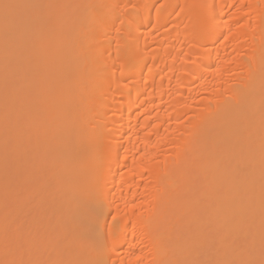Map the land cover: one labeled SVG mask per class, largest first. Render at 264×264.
Wrapping results in <instances>:
<instances>
[{
  "label": "bare ground",
  "instance_id": "obj_1",
  "mask_svg": "<svg viewBox=\"0 0 264 264\" xmlns=\"http://www.w3.org/2000/svg\"><path fill=\"white\" fill-rule=\"evenodd\" d=\"M4 3L0 264H264V0Z\"/></svg>",
  "mask_w": 264,
  "mask_h": 264
},
{
  "label": "snow or ice",
  "instance_id": "obj_2",
  "mask_svg": "<svg viewBox=\"0 0 264 264\" xmlns=\"http://www.w3.org/2000/svg\"><path fill=\"white\" fill-rule=\"evenodd\" d=\"M0 7H3L5 9L6 19H7V12L9 9L20 7V5H14L9 3H4L0 5Z\"/></svg>",
  "mask_w": 264,
  "mask_h": 264
},
{
  "label": "rangeland",
  "instance_id": "obj_3",
  "mask_svg": "<svg viewBox=\"0 0 264 264\" xmlns=\"http://www.w3.org/2000/svg\"><path fill=\"white\" fill-rule=\"evenodd\" d=\"M3 188H4V187H3ZM0 189H1V188H0ZM10 189H11V188H10ZM3 190L5 191V189H3ZM3 190L1 189V191H3ZM6 190H7V189H6ZM7 192H8V191H7ZM0 193H1V192H0ZM9 193H10V192H9ZM9 193H8V194H9ZM5 194H6V193H5ZM1 195H2V193H1ZM6 195H7V194H6ZM3 196H4V195H3ZM31 206H32V205H31ZM13 216H14V217H15V216L18 217V215H13ZM17 217H16V219L18 220V218H21L22 216H19L18 218H17ZM17 220H16V222H18ZM21 220H22V218H21ZM21 220L19 219V222H20ZM22 221H23V220H22ZM16 224H18V223H16ZM16 224H15V227H16ZM19 224H20V223H19ZM19 224H18L17 226H19Z\"/></svg>",
  "mask_w": 264,
  "mask_h": 264
}]
</instances>
